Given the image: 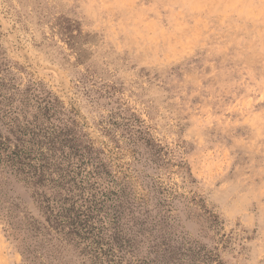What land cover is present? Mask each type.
Wrapping results in <instances>:
<instances>
[{"label":"rangeland","instance_id":"obj_1","mask_svg":"<svg viewBox=\"0 0 264 264\" xmlns=\"http://www.w3.org/2000/svg\"><path fill=\"white\" fill-rule=\"evenodd\" d=\"M15 107L77 153L35 187L0 168V264H82L29 227L71 184L118 264H264V0H0Z\"/></svg>","mask_w":264,"mask_h":264},{"label":"trees","instance_id":"obj_2","mask_svg":"<svg viewBox=\"0 0 264 264\" xmlns=\"http://www.w3.org/2000/svg\"><path fill=\"white\" fill-rule=\"evenodd\" d=\"M68 135L65 128L44 126L37 114L27 119L23 107L8 108L0 112V168L34 187L53 180L47 178V172L53 166L59 168L55 164L58 159L62 161L77 153ZM65 147L69 149L66 154ZM57 152L61 158L56 157ZM59 176L66 180L62 172ZM76 188L78 194L73 193ZM85 188L71 184L63 195L40 194L38 205L44 218L29 223L30 230L48 241L55 239L63 246L71 245L82 256V264H118L112 246L102 236L103 227L96 225L99 202L94 192L85 195ZM36 253L37 250L28 249L27 257L35 260L42 256Z\"/></svg>","mask_w":264,"mask_h":264}]
</instances>
